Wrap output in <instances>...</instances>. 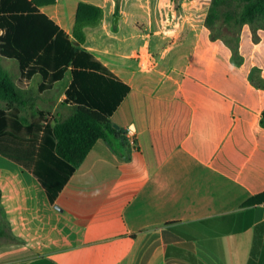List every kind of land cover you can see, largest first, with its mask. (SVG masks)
Instances as JSON below:
<instances>
[{
	"label": "crops",
	"instance_id": "0c3cea01",
	"mask_svg": "<svg viewBox=\"0 0 264 264\" xmlns=\"http://www.w3.org/2000/svg\"><path fill=\"white\" fill-rule=\"evenodd\" d=\"M58 30L130 93L108 117L115 132L96 141L53 201L33 174L37 147L21 154L29 168L0 153L14 162L0 168V264H176L187 254L195 264H259L264 204L243 205L264 192V108L254 114L252 83L235 80L229 93L227 76L212 78L213 57L188 59L183 67L151 57L154 77L137 88ZM74 68L67 61L47 70L46 79L63 72L44 91L40 74L22 81L18 74L15 84L32 99L16 118L20 127L38 128L28 139L40 143L46 125L71 113L74 103L65 93ZM34 76L41 79L36 90L30 85ZM63 79L50 115L38 109L27 118L36 96ZM143 149L157 151L154 158L170 153L150 173ZM212 218L215 236L195 239L192 249L181 247L175 225Z\"/></svg>",
	"mask_w": 264,
	"mask_h": 264
},
{
	"label": "trees",
	"instance_id": "16d2710c",
	"mask_svg": "<svg viewBox=\"0 0 264 264\" xmlns=\"http://www.w3.org/2000/svg\"><path fill=\"white\" fill-rule=\"evenodd\" d=\"M242 1L245 3L241 19L264 18V0ZM53 2L54 0H16L5 8L0 6V56L17 62L21 81L30 79L36 73L40 74L44 82L39 90L44 91L63 72L60 70L50 76V79H46L47 70H54L60 63L67 61H71L78 68L72 71L73 80L65 93L66 100L74 103L71 113L64 120H55L52 125H46L40 143H37L35 137L32 140L26 137L33 131L36 134L37 126L20 127L16 118L27 109L29 100L32 99L31 94L19 89L10 73L0 66V153L29 168L30 164L26 163L27 159L21 154L31 152L37 147L38 155L33 164V174L42 183L50 201L54 200L67 178L84 160L96 141L106 138L108 132H115L108 117L113 114L126 93H130L129 87L108 73L92 55L83 51L77 52L62 30L46 26L37 20L32 12V5L37 7ZM97 17L98 10L95 7L78 4L76 24ZM88 66L93 69H87ZM255 75L258 76V73L251 75L250 82L259 86L255 78L253 79ZM153 101L159 105L168 104L165 101ZM261 115L264 120V112ZM143 152L150 173L170 153L168 151L161 158H154L157 151L147 152L143 149ZM256 203L264 204V192L250 198L243 205ZM216 223L217 219L212 218L178 224L173 231L184 240L181 247L192 249L191 242L195 239L217 234ZM173 224L175 223L166 225Z\"/></svg>",
	"mask_w": 264,
	"mask_h": 264
},
{
	"label": "rangeland",
	"instance_id": "374dc122",
	"mask_svg": "<svg viewBox=\"0 0 264 264\" xmlns=\"http://www.w3.org/2000/svg\"><path fill=\"white\" fill-rule=\"evenodd\" d=\"M4 1L0 0L2 8L15 0L5 4ZM244 3L242 0H54L52 4L31 8L41 24L66 30L115 74L124 80L128 77L129 84L137 88H141L142 81L154 77L151 68L140 67L137 58L140 51L156 62L174 59L179 62L177 67H183L181 63L188 59L213 57L216 70L212 78L227 76L229 93L237 88L235 80L245 78L250 82L251 75L257 72L253 79L259 86L252 84L250 88L256 114L264 108V18L241 19ZM78 4L95 7L98 17L76 24ZM0 66L19 86L17 62L0 56ZM40 80L39 76L32 78L33 90ZM65 84L63 79L55 83L51 92L38 94L34 109L26 111L27 118L38 109L50 115L58 97L54 91ZM13 163L0 156V168H9ZM187 255L177 258L176 264H195ZM259 264H264V256Z\"/></svg>",
	"mask_w": 264,
	"mask_h": 264
},
{
	"label": "built area",
	"instance_id": "2783aa9c",
	"mask_svg": "<svg viewBox=\"0 0 264 264\" xmlns=\"http://www.w3.org/2000/svg\"><path fill=\"white\" fill-rule=\"evenodd\" d=\"M137 58L139 60V65L143 69H148L151 67V57L145 51H140L137 53Z\"/></svg>",
	"mask_w": 264,
	"mask_h": 264
}]
</instances>
